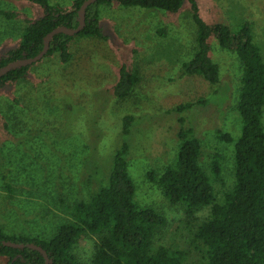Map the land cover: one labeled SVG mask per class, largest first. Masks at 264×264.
I'll use <instances>...</instances> for the list:
<instances>
[{
  "label": "rangeland",
  "instance_id": "1",
  "mask_svg": "<svg viewBox=\"0 0 264 264\" xmlns=\"http://www.w3.org/2000/svg\"><path fill=\"white\" fill-rule=\"evenodd\" d=\"M69 8L74 0H49ZM209 24L237 30L253 23L255 42L264 56V0H198ZM2 13L15 14L14 19ZM40 10L21 0H0V56L19 45L27 21ZM101 26L107 40L76 38L72 58H43L28 77L0 91V226L11 235L49 239L70 220L69 206L88 201L107 184L122 144L130 145L129 173L137 187L136 201L153 207L167 219L154 242L185 255V264H206V248L197 239L207 220V207L188 220L181 205H173L148 178L161 176L174 163L178 133L192 128L202 145L200 162L212 177L216 202L222 203L234 184V144L219 138L241 135L237 104L242 64L236 54L209 39L210 57L220 68L216 85L202 77L182 75L195 52L197 27L186 3L178 13L159 9L101 6ZM123 66L139 70L140 82L125 99L114 94ZM205 99L180 113L181 104ZM203 99V100H204ZM134 117L131 134L122 135L127 116ZM220 157L222 173L214 179L212 164ZM12 186V193L6 189ZM12 194V195H11ZM98 238L85 236L75 254L91 262ZM0 259V264H5Z\"/></svg>",
  "mask_w": 264,
  "mask_h": 264
},
{
  "label": "trees",
  "instance_id": "2",
  "mask_svg": "<svg viewBox=\"0 0 264 264\" xmlns=\"http://www.w3.org/2000/svg\"><path fill=\"white\" fill-rule=\"evenodd\" d=\"M40 10L36 20L27 21L18 46L0 56V72L16 61L39 56L46 47L48 35L60 27L76 30L81 25V8L87 0H74L69 8L52 5L49 0H21ZM188 3L197 27L193 58L183 64L182 75L202 77L213 86L220 81V68L210 57L209 39L215 37L220 47L236 54L242 69V87L237 111L241 117V135L237 140L230 135L219 138L234 144V184L222 203L216 202L213 179L202 167V145L192 128L179 133V147L174 163L161 176L147 175L156 183L173 205H181L188 220L210 207L211 213L199 227L197 239L206 248V264H264V56L255 42L253 23L244 22L235 30L224 23L209 24L200 15L198 0H98L86 9V26L78 35L59 33L52 37L46 57L58 55L68 63L71 45L76 38L107 40L101 26V6L118 4L123 7L159 9L178 13ZM9 19L15 14L2 13ZM35 65V64H34ZM34 65H21L0 78V91L9 84L25 80ZM140 73L123 66L114 87L119 99L127 98L140 82ZM204 99V98H203ZM202 98L181 104L182 113L195 104H207ZM134 117L123 122L122 135L131 134ZM127 141L115 155L107 184L90 200L69 206L70 220L57 227L49 239L8 234L0 226V259L5 264H46L44 254L27 247L35 245L48 255L49 264H185V255L161 246L153 253L156 236L167 225L166 217L153 207L136 201L137 187L129 173ZM214 179L222 173L220 157L212 164ZM8 192L12 186L7 184ZM12 195V194H11ZM85 236L98 238L91 262H83L74 252ZM23 244L10 247L4 243Z\"/></svg>",
  "mask_w": 264,
  "mask_h": 264
},
{
  "label": "water",
  "instance_id": "3",
  "mask_svg": "<svg viewBox=\"0 0 264 264\" xmlns=\"http://www.w3.org/2000/svg\"><path fill=\"white\" fill-rule=\"evenodd\" d=\"M97 1L98 0H87L84 3V5L81 8V25H80V27L78 29L71 30V29H68L66 27L57 28L56 30H54L53 32H51L48 35L47 40H46V47H45V49L43 50V52L39 56H37L36 58H33V59H29V60H21V61L13 62L12 64L7 66L6 68H4L0 72V78L3 77L4 75H6L10 70H12L13 68H15L17 66L34 65V64L38 63L39 61H41L46 56L47 52L49 51L52 37H54L55 35H57L59 33H68V34H71V35L80 34L83 31V29L85 28V26H86V9H87V7L89 5L94 4ZM4 245L10 246V247H24L25 246L23 244H16V243H10V242H8V243L6 242V243H4ZM27 247L41 251L44 254V256H45L46 264L50 263V260H49V257L47 255V253L42 248L37 247L35 245H27Z\"/></svg>",
  "mask_w": 264,
  "mask_h": 264
}]
</instances>
